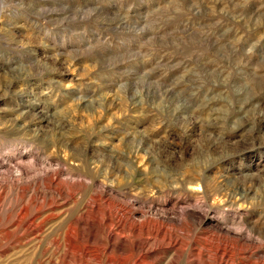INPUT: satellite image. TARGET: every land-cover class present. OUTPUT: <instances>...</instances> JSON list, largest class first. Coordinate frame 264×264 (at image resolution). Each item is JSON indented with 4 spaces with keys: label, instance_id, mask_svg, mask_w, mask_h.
Masks as SVG:
<instances>
[{
    "label": "rangeland",
    "instance_id": "1",
    "mask_svg": "<svg viewBox=\"0 0 264 264\" xmlns=\"http://www.w3.org/2000/svg\"><path fill=\"white\" fill-rule=\"evenodd\" d=\"M210 222L264 237V0H0V264H217Z\"/></svg>",
    "mask_w": 264,
    "mask_h": 264
},
{
    "label": "bare ground",
    "instance_id": "2",
    "mask_svg": "<svg viewBox=\"0 0 264 264\" xmlns=\"http://www.w3.org/2000/svg\"><path fill=\"white\" fill-rule=\"evenodd\" d=\"M2 160V159H1ZM3 162V161H2ZM5 163V162H4ZM5 164H7V163H5ZM6 166H8V164L6 165ZM36 170V169H35ZM34 170V171H35ZM39 171V170H38ZM36 172V171H35ZM43 173V172H42ZM25 174V173H24ZM23 174V175H24ZM36 174H37V172H36ZM44 175H41V177L40 176H37V175H35L34 177V182H35V188H36V191H38V189H39V183H40V181H44V178L43 177H46L47 175L45 174V173H43ZM246 174V173H245ZM22 175V174H21ZM33 175V174H32ZM25 176V175H24ZM244 177V176H243ZM25 179V178H24ZM53 180V179H52ZM50 178H49V181H52ZM54 181V180H53ZM195 181V180H194ZM29 182V181H28ZM14 183V182H13ZM17 183V182H16ZM188 183V182H187ZM198 183V182H197ZM197 183H195V182H190V185L192 184H195V187H199V185L197 184ZM194 186V185H193ZM47 188V187H46ZM26 189H28V187H23L22 188V191L24 192ZM48 190V189H47ZM65 190V189H64ZM19 193H21V192H19ZM62 193H63V191H62V189H58V190H50L49 191V195H50V199H51V201H55L56 200V197H61L62 196ZM22 194V193H21ZM20 195V194H19ZM48 195V194H47ZM68 195V194H67ZM70 197H72V194H70L69 195ZM21 197H22V195H21ZM48 199V198H47ZM48 201V200H47ZM50 202V201H49ZM48 203V202H47ZM53 203V202H52ZM112 205L115 207V206H117L118 208L120 207L122 210L124 209L123 208V205H121L119 202L118 203H115V204H113L112 203ZM125 205V204H124ZM126 205H128L129 206V209H128V214L130 215V218L132 217V215H133V212L136 210L135 208V210L132 208V204H130V203H126ZM112 206V207H113ZM128 208V207H127ZM197 208H199V207H197ZM200 210V209H199ZM202 210V209H201ZM203 211V210H202ZM110 211H108V213H109ZM125 213H126V211H124ZM191 212V211H190ZM188 212L187 214H186V219L187 220H189V223L190 224H192V223H196V222H199V223H201L202 222V220L204 219L205 220V218H203V217H200V215H198V217L196 216V214L195 213H193V212ZM201 212V211H200ZM107 213V212H106ZM202 213V212H201ZM205 213V212H204ZM110 214V213H109ZM108 214V215H109ZM107 215V214H106ZM107 215V216H108ZM129 215H127V216H129ZM111 216V215H110ZM110 216H108V217H110ZM202 216V215H201ZM134 217V216H133ZM144 217V216H143ZM200 217V218H199ZM108 219H110V218H108ZM179 219V218H178ZM97 220V219H96ZM130 221H131V219H130ZM123 222H125V221H123ZM132 222H134L133 220H132ZM137 221H135V223H136ZM145 222H147L146 220H145ZM175 222V221H174ZM208 222V221H207ZM206 222V223H207ZM20 223V222H19ZM108 223V222H107ZM112 223H113V220H112ZM111 223V224H112ZM127 223L128 222H126V224L125 225H127ZM138 223V222H137ZM150 222H147V223H145L144 224V222H143V233H145V234H152V233H154V235H155V233H157V230H158V228L161 226V225H155V226H153L152 227V225L150 226V224H149ZM204 223V222H203ZM214 223V222H213ZM213 223H209V225H208V227H210L212 230H216V231H218L219 233H218V235H217V232H214V234L215 235H217L218 237L220 236V238L222 239V241L225 239V234H222V232L223 231H225V233L227 234V236H232V238H233V242L231 243V244H229V243H226L225 241L221 244V246L220 247H218V246H216V250H220L221 252H222V256H220V258L216 261V263L217 264H227L228 262H224L223 261V257L224 256H227V255H229V260L232 258V254L233 255H235V254H237V255H239V257H240V260H241V263L242 264H264V237H261L259 234H258V237L256 238H254L253 236H252V234H253V230H251V231H247V230H244L245 232L244 233H242V230L243 229H241V228H238V229H236L235 230V228L233 229V230H235V231H233L232 230V232L231 231H226V229H224V228H218V225L216 224H213ZM124 224V223H123ZM129 224V227H130V223H128ZM181 224V223H180ZM260 224V223H259ZM16 225H17V223H16ZM135 225V224H134ZM154 225V224H153ZM13 226H14V223H13ZM109 225H107V227H108ZM137 226V225H136ZM186 226V225H185ZM198 226V225H197ZM240 226V225H239ZM238 226V227H239ZM247 226V225H246ZM250 226V225H249ZM258 226V225H257ZM21 227V226H20ZM107 227H105V228H107ZM123 227V225L121 224V228ZM131 227H133V226H131ZM178 227V226H177ZM182 227V226H181ZM217 227V228H216ZM15 228V227H14ZM19 228V226H17V229ZM19 229H21V228H19ZM108 229V228H107ZM160 229V228H159ZM257 229V228H256ZM255 229V230H256ZM122 230V229H121ZM184 230V229H183ZM5 231V230H4ZM125 231V230H124ZM130 231H132L131 229H130ZM135 231V230H134ZM164 231V230H163ZM180 231V230H179ZM246 231L248 232V233H246ZM6 232V231H5ZM93 232V231H92ZM121 232V231H120ZM123 232V231H122ZM136 232H137V230H136ZM141 232V233H142ZM14 233V232H13ZM135 233V232H134ZM162 233V232H161ZM164 233V232H163ZM210 233V232H209ZM3 234H4V232H3ZM139 234V233H138ZM159 234V233H158ZM256 234V233H255ZM12 235V234H11ZM10 234L8 235V236H11ZM107 235V234H106ZM141 235V234H140ZM140 235H138V236H140ZM153 235V234H152ZM168 235H170V234H168ZM5 237L7 236V233H6V235H4ZM86 235H84V237H85ZM136 236H137V234H136ZM87 237L89 238L90 236L89 235H87ZM158 237V236H157ZM171 237V236H170ZM138 238V237H137ZM140 238V237H139ZM219 238V239H220ZM227 238V237H226ZM106 239V238H105ZM108 239V238H107ZM3 240V239H2ZM4 240H5V238H4ZM111 240V239H110ZM113 240V239H112ZM230 240V239H229ZM158 241V240H157ZM171 242H172V244H177L178 245V242L176 241V239L174 240H172V241H170V243L169 244H171ZM109 244H111V243H109ZM147 244V243H146ZM171 244V245H172ZM170 245V246H171ZM109 246V245H108ZM110 246H112V245H110ZM105 247V246H104ZM137 247V246H136ZM164 247V246H163ZM173 247V246H172ZM171 247V248H172ZM213 247V246H212ZM108 248V247H107ZM149 248V247H148ZM175 248V247H174ZM174 248H172V249H174ZM182 248V247H181ZM71 249H76V247L74 246V248L72 247ZM142 249H145V248H142ZM154 249V248H153ZM166 249V248H165ZM168 249H169V247H168ZM149 250V249H148ZM151 250V249H150ZM160 250H161V248H160ZM159 250V251H160ZM163 250H164V248H163ZM121 251H125V250H121ZM147 251V250H146ZM153 251V250H152ZM165 251V250H164ZM142 252H144V251H142ZM149 252V251H148ZM157 252V251H156ZM175 252H176V250H175ZM216 252V251H215ZM72 253V252H71ZM122 253H124V252H122ZM121 253V254H122ZM139 253V252H138ZM219 253V252H218ZM145 254L146 253H144V255L142 256L143 258L145 257ZM153 254H154V252H153ZM157 254V253H156ZM159 254V253H158ZM168 254V253H167ZM176 254V253H175ZM178 254V253H177ZM231 254V255H230ZM119 255V254H118ZM140 255H141V253H140ZM148 255V254H147ZM164 255V254H163ZM179 255V254H178ZM160 256V255H159ZM162 256V255H161ZM209 256V255H208ZM107 257V256H106ZM105 257V258H106ZM113 257V256H112ZM150 257V256H149ZM151 257H152V254H151ZM154 257L155 258H157V256H155L154 255ZM173 258H174V256H172ZM181 257V256H180ZM179 257V258H180ZM234 257V256H233ZM109 258V257H108ZM164 258V257H163ZM188 258V257H187ZM114 259H115V257H114ZM147 259V258H146ZM153 259V258H152ZM140 261H142L141 260V258L139 259ZM138 260V261H139ZM143 260H145V258L143 259ZM154 260V259H153ZM161 260V259H160ZM233 260V259H232ZM107 261H108V259H107ZM114 261V260H113ZM145 261H147V260H145ZM145 261H142V262H144L145 263ZM155 261H157V259L155 260ZM159 261V260H158ZM162 261H163V259H162ZM208 261H209V258H208ZM110 262H111V260H110ZM154 262V261H153ZM204 263H205V261H203ZM233 262V261H232ZM141 263V262H140ZM150 262H148V264H149ZM152 263V262H151ZM157 262H155V264H156ZM202 263V262H201ZM206 263H207V261H206ZM209 263H210V261H209ZM114 264V263H113ZM161 264V263H160Z\"/></svg>",
    "mask_w": 264,
    "mask_h": 264
}]
</instances>
